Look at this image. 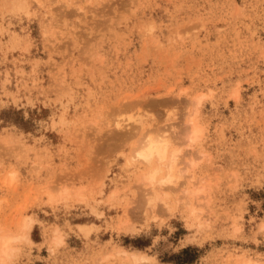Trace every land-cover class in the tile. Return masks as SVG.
Masks as SVG:
<instances>
[{
    "label": "rangeland",
    "instance_id": "obj_1",
    "mask_svg": "<svg viewBox=\"0 0 264 264\" xmlns=\"http://www.w3.org/2000/svg\"><path fill=\"white\" fill-rule=\"evenodd\" d=\"M4 234L0 264H264V0H0Z\"/></svg>",
    "mask_w": 264,
    "mask_h": 264
},
{
    "label": "bare ground",
    "instance_id": "obj_2",
    "mask_svg": "<svg viewBox=\"0 0 264 264\" xmlns=\"http://www.w3.org/2000/svg\"><path fill=\"white\" fill-rule=\"evenodd\" d=\"M141 120H142V118L140 120L139 119L137 120V122H138L137 124H139V125L136 124V126H138V128L139 127L145 128V125L140 123ZM121 125H123V124L121 123L120 126ZM124 127H126V126H124ZM202 129L197 124V121L195 119V115L194 116L191 115L188 119V123L186 125V131H185V132H187L186 134H188L187 136H188L189 141L195 142L200 137V135L203 134V133L201 134ZM157 132L159 134L160 133L161 134L158 135V134H156ZM163 132L165 133V130L164 131H163V129L160 130V128H157L156 130L155 129L154 130L148 129L147 133L144 134L146 140H144V139L142 140L143 145L140 144L142 147L140 150L138 149V156L141 157L146 163L153 165L154 163L157 162L159 164L158 168H155V169L151 168V170L145 172L144 176H143L145 182L150 183L151 185L154 186V188H156L157 183L158 184L159 183L164 184L167 182H169V183L173 182L174 183V181H175L173 179L174 169H175L176 164H177V156H178V153L180 150V149H175V148L171 147L172 143H171L170 137L166 136V134H162ZM138 148H139V146H138ZM192 164L194 165L193 162H192ZM164 169H165V171H164ZM163 171L165 172V175L159 177L158 174L162 173ZM191 179H193V178H191ZM185 188H186V186H185ZM199 192H200V190H199ZM27 219L29 220L28 217H27ZM30 219H32V218H30ZM29 221H27V223H25V228L23 229V230L27 229V230H25V233L23 232L24 233L23 237H25L27 239H30L29 238V229L31 228V223ZM23 223H24V221H23ZM22 226H24V225H22ZM58 234L59 233H57V235ZM0 236H1L0 237L1 252L3 253L4 256L8 257L9 251L12 250V249H10V247H11L10 244L13 240H15V238L17 239V236L15 238H13V236H11V235H5V234H4V236L3 235H0ZM19 236L22 238L21 235H19ZM55 239H56V237H55ZM58 239H59V236H58ZM123 252L125 253V251H123ZM131 254L133 255V256H131V257H133V259H135V258H136L135 260L140 259V261H136L137 263L138 262L140 263L141 259H142V263H143V261L148 258L147 256H140L141 254H138L135 252L131 253ZM1 261L4 262L5 260H1ZM251 263L257 264L258 261L254 260L253 258H249L248 260L245 261V264H251ZM146 264H147V261H146Z\"/></svg>",
    "mask_w": 264,
    "mask_h": 264
}]
</instances>
